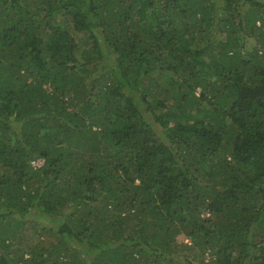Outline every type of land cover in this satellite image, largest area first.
Wrapping results in <instances>:
<instances>
[{
	"label": "trees",
	"instance_id": "16d2710c",
	"mask_svg": "<svg viewBox=\"0 0 264 264\" xmlns=\"http://www.w3.org/2000/svg\"><path fill=\"white\" fill-rule=\"evenodd\" d=\"M0 264H264V0H0Z\"/></svg>",
	"mask_w": 264,
	"mask_h": 264
},
{
	"label": "rangeland",
	"instance_id": "374dc122",
	"mask_svg": "<svg viewBox=\"0 0 264 264\" xmlns=\"http://www.w3.org/2000/svg\"><path fill=\"white\" fill-rule=\"evenodd\" d=\"M261 1H262V0H261ZM215 38H216L215 40L218 41L219 37L217 36V37H215ZM36 237H37V236H36V234L32 231V228L29 227V229L27 230L26 234H25L24 237H23V240L29 245V243H32ZM176 240H177L178 242H180V243H181V242H185V241H187L186 238H185L183 235H178V236L176 237Z\"/></svg>",
	"mask_w": 264,
	"mask_h": 264
},
{
	"label": "built area",
	"instance_id": "2783aa9c",
	"mask_svg": "<svg viewBox=\"0 0 264 264\" xmlns=\"http://www.w3.org/2000/svg\"><path fill=\"white\" fill-rule=\"evenodd\" d=\"M41 164H42V160H40V159H37V160L31 161V165H32L33 167H39Z\"/></svg>",
	"mask_w": 264,
	"mask_h": 264
}]
</instances>
